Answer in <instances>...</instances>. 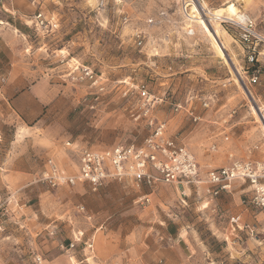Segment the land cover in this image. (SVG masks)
Instances as JSON below:
<instances>
[{"label": "rangeland", "instance_id": "1", "mask_svg": "<svg viewBox=\"0 0 264 264\" xmlns=\"http://www.w3.org/2000/svg\"><path fill=\"white\" fill-rule=\"evenodd\" d=\"M229 3L264 39V0H0V95L6 79L47 95L33 121L0 108V264H264V209L240 183L210 199L50 177L76 176L83 149L141 144L150 121L202 173L264 160V40L250 62Z\"/></svg>", "mask_w": 264, "mask_h": 264}, {"label": "built area", "instance_id": "2", "mask_svg": "<svg viewBox=\"0 0 264 264\" xmlns=\"http://www.w3.org/2000/svg\"><path fill=\"white\" fill-rule=\"evenodd\" d=\"M40 18L38 14L35 20L42 24ZM223 22L238 30L240 41L249 50L250 62H257L260 55L258 47L264 39L258 34L253 19L239 13L238 17L224 19ZM149 125L151 133L139 145H115L103 151L83 149L79 154L78 173L74 177L50 168L54 184L74 185L80 181L100 186L108 179L129 177L137 185L149 187L156 184L180 185L182 195H185L186 187L201 185L205 196L216 199L224 193H231L233 185L240 183L245 187L248 203L254 208L264 209V160L232 158L227 165L202 173L193 154L168 136L163 124L150 121ZM230 223L238 230L245 227H240L239 216L232 217Z\"/></svg>", "mask_w": 264, "mask_h": 264}, {"label": "crops", "instance_id": "3", "mask_svg": "<svg viewBox=\"0 0 264 264\" xmlns=\"http://www.w3.org/2000/svg\"><path fill=\"white\" fill-rule=\"evenodd\" d=\"M3 46L0 41V49ZM16 84L17 81L6 79L2 87L3 94L0 95V108L8 114L10 107L14 113L23 116L28 121H33L42 112L47 95L40 91L41 84L38 82L27 88L20 87L19 90Z\"/></svg>", "mask_w": 264, "mask_h": 264}, {"label": "bare ground", "instance_id": "4", "mask_svg": "<svg viewBox=\"0 0 264 264\" xmlns=\"http://www.w3.org/2000/svg\"><path fill=\"white\" fill-rule=\"evenodd\" d=\"M240 13V10L235 6L234 3L227 4L222 10H221V16H229L231 17H238ZM217 16V15H216ZM220 16V17H221ZM258 114V113H257Z\"/></svg>", "mask_w": 264, "mask_h": 264}, {"label": "snow or ice", "instance_id": "5", "mask_svg": "<svg viewBox=\"0 0 264 264\" xmlns=\"http://www.w3.org/2000/svg\"><path fill=\"white\" fill-rule=\"evenodd\" d=\"M205 207H207V206L205 205Z\"/></svg>", "mask_w": 264, "mask_h": 264}]
</instances>
